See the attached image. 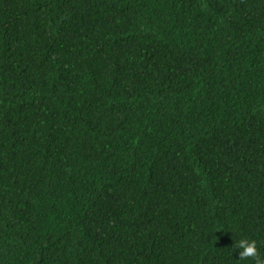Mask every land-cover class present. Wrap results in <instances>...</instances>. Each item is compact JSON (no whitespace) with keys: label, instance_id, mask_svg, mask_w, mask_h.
I'll return each mask as SVG.
<instances>
[{"label":"trees","instance_id":"trees-1","mask_svg":"<svg viewBox=\"0 0 264 264\" xmlns=\"http://www.w3.org/2000/svg\"><path fill=\"white\" fill-rule=\"evenodd\" d=\"M264 258V0H0V264Z\"/></svg>","mask_w":264,"mask_h":264},{"label":"clouds","instance_id":"clouds-1","mask_svg":"<svg viewBox=\"0 0 264 264\" xmlns=\"http://www.w3.org/2000/svg\"><path fill=\"white\" fill-rule=\"evenodd\" d=\"M235 249L239 250V257L242 258H253L255 264H264V258L258 257V249L255 240L247 238H241L238 241L234 240Z\"/></svg>","mask_w":264,"mask_h":264}]
</instances>
